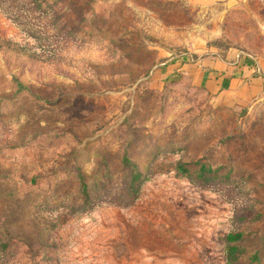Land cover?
Returning a JSON list of instances; mask_svg holds the SVG:
<instances>
[{"label":"rangeland","instance_id":"rangeland-1","mask_svg":"<svg viewBox=\"0 0 264 264\" xmlns=\"http://www.w3.org/2000/svg\"><path fill=\"white\" fill-rule=\"evenodd\" d=\"M57 1L0 0V264H264V94L177 70L264 61V0Z\"/></svg>","mask_w":264,"mask_h":264},{"label":"crops","instance_id":"crops-1","mask_svg":"<svg viewBox=\"0 0 264 264\" xmlns=\"http://www.w3.org/2000/svg\"><path fill=\"white\" fill-rule=\"evenodd\" d=\"M202 62L181 64L177 70L193 75L195 81L205 84L209 89L219 92L234 90L243 99L249 100L264 94V61H246L241 52L234 53L229 60L218 63V67L203 69ZM216 70V71H214Z\"/></svg>","mask_w":264,"mask_h":264},{"label":"trees","instance_id":"trees-1","mask_svg":"<svg viewBox=\"0 0 264 264\" xmlns=\"http://www.w3.org/2000/svg\"><path fill=\"white\" fill-rule=\"evenodd\" d=\"M36 2V8L40 9L41 14L46 15L51 8L58 2L57 0H35ZM121 163L123 164V167L130 169V179L129 184L127 187V191H130V198L127 204L132 203L134 199L138 195L140 184L143 182L144 179H141V172L138 169L137 165L133 163L129 157L124 154L121 157ZM177 170L182 173L188 174L189 169L186 167L184 163H178L177 164ZM212 170L210 168H206L205 166L201 165L200 169H198V173L196 175V178H200V182H205L206 179L209 177H206L207 173H211ZM78 178H79V184H80V193L83 197V199L89 198V189L88 184L85 181L84 177L82 176L80 169H78ZM205 183H200V185ZM242 237V232H233L228 233L225 236V258L227 263L234 264L239 256L240 253L238 252V245L231 244L232 242L238 241Z\"/></svg>","mask_w":264,"mask_h":264}]
</instances>
